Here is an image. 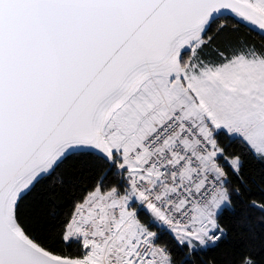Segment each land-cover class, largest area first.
Here are the masks:
<instances>
[{
    "label": "snow or ice",
    "instance_id": "snow-or-ice-1",
    "mask_svg": "<svg viewBox=\"0 0 264 264\" xmlns=\"http://www.w3.org/2000/svg\"><path fill=\"white\" fill-rule=\"evenodd\" d=\"M233 144L264 161V0H0V264H191Z\"/></svg>",
    "mask_w": 264,
    "mask_h": 264
},
{
    "label": "trees",
    "instance_id": "trees-1",
    "mask_svg": "<svg viewBox=\"0 0 264 264\" xmlns=\"http://www.w3.org/2000/svg\"><path fill=\"white\" fill-rule=\"evenodd\" d=\"M230 20L236 24L233 28L229 26V33L241 39H248L260 44L259 38L254 32H250V25L243 23L236 18L229 16ZM225 143L227 141L225 140ZM230 152H235L242 156L243 182L234 176H230V190L239 189L232 196V209H225L222 212L221 223L226 229V236L217 243L216 246L208 247L199 251L191 258V264H232L236 256L244 250H253L256 258L264 264V245L260 240H253V236H260L264 233V228L260 227V213L250 209L253 201L264 203V161L258 159L254 154L242 150L239 144H233ZM73 165L79 167L75 160L69 161L65 167L71 169ZM45 186L39 185L25 200V204H32L39 198L41 190ZM70 206V197L66 198ZM68 210L67 208L65 209ZM164 239H168L164 237ZM183 259V256L180 257Z\"/></svg>",
    "mask_w": 264,
    "mask_h": 264
},
{
    "label": "water",
    "instance_id": "water-1",
    "mask_svg": "<svg viewBox=\"0 0 264 264\" xmlns=\"http://www.w3.org/2000/svg\"><path fill=\"white\" fill-rule=\"evenodd\" d=\"M226 15H228V16H232V17H235L233 14H231V13H225Z\"/></svg>",
    "mask_w": 264,
    "mask_h": 264
},
{
    "label": "rangeland",
    "instance_id": "rangeland-1",
    "mask_svg": "<svg viewBox=\"0 0 264 264\" xmlns=\"http://www.w3.org/2000/svg\"><path fill=\"white\" fill-rule=\"evenodd\" d=\"M234 18H236V17H234ZM237 19V18H236ZM238 20V19H237ZM240 21V20H239ZM241 22H243V21H241ZM243 23H245V22H243Z\"/></svg>",
    "mask_w": 264,
    "mask_h": 264
}]
</instances>
